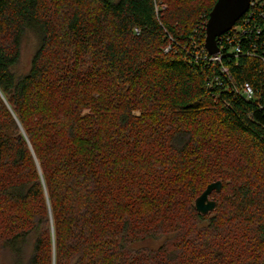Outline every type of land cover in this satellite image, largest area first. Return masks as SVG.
Wrapping results in <instances>:
<instances>
[{
	"label": "trees",
	"instance_id": "1",
	"mask_svg": "<svg viewBox=\"0 0 264 264\" xmlns=\"http://www.w3.org/2000/svg\"><path fill=\"white\" fill-rule=\"evenodd\" d=\"M216 1L0 0V264H264V0L220 60Z\"/></svg>",
	"mask_w": 264,
	"mask_h": 264
},
{
	"label": "water",
	"instance_id": "2",
	"mask_svg": "<svg viewBox=\"0 0 264 264\" xmlns=\"http://www.w3.org/2000/svg\"><path fill=\"white\" fill-rule=\"evenodd\" d=\"M251 0H217L206 23L205 48L210 55L220 51L218 41L221 36L234 27L236 22L248 11ZM223 183L217 180L208 184L196 198L195 206L200 213H208L216 208V200L211 198L213 191L220 192Z\"/></svg>",
	"mask_w": 264,
	"mask_h": 264
},
{
	"label": "built area",
	"instance_id": "3",
	"mask_svg": "<svg viewBox=\"0 0 264 264\" xmlns=\"http://www.w3.org/2000/svg\"><path fill=\"white\" fill-rule=\"evenodd\" d=\"M255 0L250 1V7L249 9L254 5ZM248 9V10H249ZM220 43V40L218 41V44ZM238 51V50H237ZM221 51L217 55H212V59L214 60H220L221 59ZM241 96L244 97L247 100H250L253 97V89L249 83H244L241 88Z\"/></svg>",
	"mask_w": 264,
	"mask_h": 264
},
{
	"label": "rangeland",
	"instance_id": "4",
	"mask_svg": "<svg viewBox=\"0 0 264 264\" xmlns=\"http://www.w3.org/2000/svg\"><path fill=\"white\" fill-rule=\"evenodd\" d=\"M32 46H33V43L31 42V43L28 44L27 47H26V53H25V56H24L25 58H24V60L22 61V64H23V65H27L28 62H29V60H30L28 52L31 54V52H30L29 50L32 48Z\"/></svg>",
	"mask_w": 264,
	"mask_h": 264
}]
</instances>
